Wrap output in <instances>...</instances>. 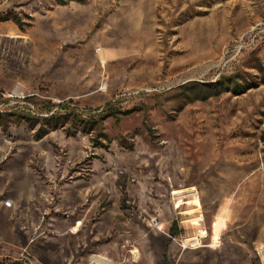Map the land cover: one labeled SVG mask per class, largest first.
<instances>
[{
  "label": "rangeland",
  "instance_id": "374dc122",
  "mask_svg": "<svg viewBox=\"0 0 264 264\" xmlns=\"http://www.w3.org/2000/svg\"><path fill=\"white\" fill-rule=\"evenodd\" d=\"M23 253L264 264V0H0V260Z\"/></svg>",
  "mask_w": 264,
  "mask_h": 264
},
{
  "label": "built area",
  "instance_id": "2783aa9c",
  "mask_svg": "<svg viewBox=\"0 0 264 264\" xmlns=\"http://www.w3.org/2000/svg\"><path fill=\"white\" fill-rule=\"evenodd\" d=\"M201 235H195L193 237L187 238L184 243H182V246L184 248L187 247H193L196 248L198 246L203 245V238L207 234L206 230H202ZM19 264H38L33 257L29 253H23L21 262Z\"/></svg>",
  "mask_w": 264,
  "mask_h": 264
},
{
  "label": "crops",
  "instance_id": "0c3cea01",
  "mask_svg": "<svg viewBox=\"0 0 264 264\" xmlns=\"http://www.w3.org/2000/svg\"><path fill=\"white\" fill-rule=\"evenodd\" d=\"M218 218L219 217H222V216H217ZM216 223H218V227H219V229L218 230H216ZM221 223H222V221H220V220H215L214 221V223H213V234H211V241H213V244H214V240H216L217 238L216 237H219V235H220V233L219 232H221V230H222V225H221ZM223 224V223H222ZM177 225H178V228H179V233L177 234V235H175V236H172L171 234H170V232L168 233L172 238H175V237H178V236H183V237H188V238H190V237H193V236H195V235H201V231L202 230H204V229H202V228H199V231L196 233L195 231L196 230H194L193 231V234H190L189 232H184V230H183V228L181 227V225H179L178 223H177ZM180 226V227H179ZM189 226H194V225H189ZM197 229H198V227H197ZM208 237V235L206 234L205 235V237L203 238V240L205 241L206 240V238ZM206 245V244H205ZM207 245H212V243L211 244H207ZM203 246V245H202ZM188 248H191V249H193V247H188Z\"/></svg>",
  "mask_w": 264,
  "mask_h": 264
},
{
  "label": "trees",
  "instance_id": "16d2710c",
  "mask_svg": "<svg viewBox=\"0 0 264 264\" xmlns=\"http://www.w3.org/2000/svg\"><path fill=\"white\" fill-rule=\"evenodd\" d=\"M204 90H207V89L205 88V86L198 88V93H196L197 95L192 96V97H191V100H196V99H200V98H202V99L207 98L208 96H210V94H215V93H217L220 89H217V90H215V91H212V90L204 91ZM54 113H55V112H54ZM54 113H53V115H52L53 117L55 116ZM56 117H57V116H56ZM178 233H179V228H178L177 222L175 221V222L173 223L172 228H171L170 234H171L172 236H175V235H177ZM0 264H19V262H6V261H4V260H0Z\"/></svg>",
  "mask_w": 264,
  "mask_h": 264
},
{
  "label": "bare ground",
  "instance_id": "6f19581e",
  "mask_svg": "<svg viewBox=\"0 0 264 264\" xmlns=\"http://www.w3.org/2000/svg\"><path fill=\"white\" fill-rule=\"evenodd\" d=\"M101 54H103L102 52H101ZM179 191V190H178ZM178 191H176V192H178ZM175 192V193H176ZM200 203V202H199ZM6 204L7 205H12V201L11 200H8V201H6ZM81 222H79L77 225H76V227L74 228L75 230H77V227H78V225L80 224ZM79 229V228H78ZM216 238H218V237H216ZM93 259L94 260H96V261H98V262H104V263H106V264H112V262L111 261H109L108 259H106L105 257H103V256H100V255H94L93 256Z\"/></svg>",
  "mask_w": 264,
  "mask_h": 264
}]
</instances>
